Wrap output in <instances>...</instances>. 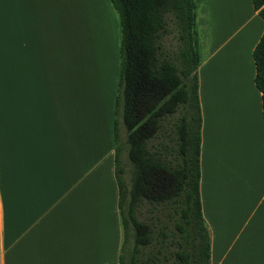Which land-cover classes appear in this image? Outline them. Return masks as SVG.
Segmentation results:
<instances>
[{
    "label": "crops",
    "instance_id": "crops-1",
    "mask_svg": "<svg viewBox=\"0 0 264 264\" xmlns=\"http://www.w3.org/2000/svg\"><path fill=\"white\" fill-rule=\"evenodd\" d=\"M194 2L210 264H264L263 21L252 0ZM84 9L0 0V264H118L115 107L86 92Z\"/></svg>",
    "mask_w": 264,
    "mask_h": 264
},
{
    "label": "trees",
    "instance_id": "trees-1",
    "mask_svg": "<svg viewBox=\"0 0 264 264\" xmlns=\"http://www.w3.org/2000/svg\"><path fill=\"white\" fill-rule=\"evenodd\" d=\"M119 18L120 69L113 124L114 165L122 246L118 264H160L141 252L158 245L152 227L135 216L147 202L162 206L172 230L161 233L169 240L170 264H210V238L200 204V129L197 68L199 64L194 0H109ZM264 25V0H252ZM173 19L176 49L162 51L166 16ZM254 84L261 94L264 118V29L253 49ZM171 123L172 148L151 142L164 124ZM124 153L131 165L130 186L123 180ZM168 214V213H167ZM160 251L154 255H159ZM162 260L169 261L162 257Z\"/></svg>",
    "mask_w": 264,
    "mask_h": 264
},
{
    "label": "rangeland",
    "instance_id": "rangeland-1",
    "mask_svg": "<svg viewBox=\"0 0 264 264\" xmlns=\"http://www.w3.org/2000/svg\"><path fill=\"white\" fill-rule=\"evenodd\" d=\"M197 5L201 8V3H197ZM84 19L86 92L95 99L96 103L99 101L106 103L107 101L109 105L115 107L120 69V26L118 15L109 0H85ZM165 20L166 32L161 37L160 43L162 51L165 54L172 55L176 49V32L172 17L167 15ZM63 54H65V51ZM90 104H93L92 99L89 100L86 106L88 107ZM172 122L173 119L165 123L158 138L151 142V145L155 147L154 150L159 149L160 145L166 146L164 151L166 160H170L172 154H169L172 148V143L170 142V138L173 137L171 134ZM122 163L125 168L123 180L126 183V187L129 188L131 183V165L127 163L124 153H122ZM169 214L171 212H168L164 207L151 206L147 202H142L137 206L135 210L136 218L151 225L153 237H155L156 242H160L158 245H153L149 249L143 250L139 257L140 259L146 260L152 254L157 257V263L170 264L169 254L173 248L171 249L170 247V241H163L161 236V233L168 234L172 230ZM157 250L160 251V254L154 255ZM162 257L168 258L169 261H163Z\"/></svg>",
    "mask_w": 264,
    "mask_h": 264
}]
</instances>
